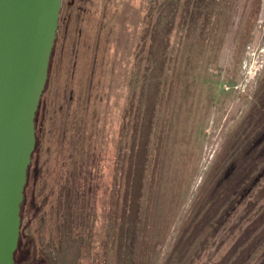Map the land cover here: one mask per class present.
Listing matches in <instances>:
<instances>
[{"label":"rangeland","instance_id":"374dc122","mask_svg":"<svg viewBox=\"0 0 264 264\" xmlns=\"http://www.w3.org/2000/svg\"><path fill=\"white\" fill-rule=\"evenodd\" d=\"M26 264H264V0H62Z\"/></svg>","mask_w":264,"mask_h":264},{"label":"water","instance_id":"95a60500","mask_svg":"<svg viewBox=\"0 0 264 264\" xmlns=\"http://www.w3.org/2000/svg\"><path fill=\"white\" fill-rule=\"evenodd\" d=\"M62 0H0V264H14L34 117Z\"/></svg>","mask_w":264,"mask_h":264},{"label":"trees","instance_id":"16d2710c","mask_svg":"<svg viewBox=\"0 0 264 264\" xmlns=\"http://www.w3.org/2000/svg\"><path fill=\"white\" fill-rule=\"evenodd\" d=\"M61 13H62V7H61V11H60V16H61ZM60 16H59L58 31H59V27H60V23H61ZM57 40H58V34L56 35L54 46H53V49H52V52H51V56H50V60H49V67H48V72H47V82H46L43 94L46 91V89L48 88V83H49V78H50V74H51V71H52L53 57H54L55 46H56ZM41 109H42V98L40 100L38 109H37L35 117H34L35 145H34L33 153L31 155V162H32V158L34 156V153L36 152V150L38 148V145H39L40 118H41L40 117V111H41ZM30 167H31V163H30V165H29V167L27 169V180H26V184H25V187H24V190H23V201H22L21 208H20V213H19L21 227H20V233H19L17 248H16V251L14 253V258H13L14 264H26L28 262V260H29L30 249L28 247V243L23 242V239H24V236H25L24 235L25 224H23L22 222H23L24 213H25V209H26V194H25V192H26V189H27V186H28V180H29V175H30ZM31 264H36V263H31Z\"/></svg>","mask_w":264,"mask_h":264}]
</instances>
